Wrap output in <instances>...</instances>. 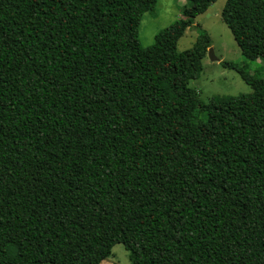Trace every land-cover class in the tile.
<instances>
[{"label": "trees", "instance_id": "16d2710c", "mask_svg": "<svg viewBox=\"0 0 264 264\" xmlns=\"http://www.w3.org/2000/svg\"><path fill=\"white\" fill-rule=\"evenodd\" d=\"M157 0H0V264H264V77L199 100L216 0H183L151 49ZM221 19L264 61V0Z\"/></svg>", "mask_w": 264, "mask_h": 264}, {"label": "rangeland", "instance_id": "374dc122", "mask_svg": "<svg viewBox=\"0 0 264 264\" xmlns=\"http://www.w3.org/2000/svg\"><path fill=\"white\" fill-rule=\"evenodd\" d=\"M226 0H216L206 12L198 16L194 26L188 29L177 42V52L191 48L197 39V26L205 29L211 39L212 56L207 51L201 61L200 75L189 82V87L197 92L203 103H208L217 96H238L251 93V87L239 74L221 62L246 66L251 74L264 77V61L260 58L245 57L236 44L232 34L221 19V12ZM183 0H157L152 11L145 12L138 26L139 41L144 49H151L157 32L169 26L181 15ZM101 264H130L129 253L121 243L111 250V255Z\"/></svg>", "mask_w": 264, "mask_h": 264}, {"label": "water", "instance_id": "95a60500", "mask_svg": "<svg viewBox=\"0 0 264 264\" xmlns=\"http://www.w3.org/2000/svg\"><path fill=\"white\" fill-rule=\"evenodd\" d=\"M208 52H209L210 57H213L212 56V49L211 48H208Z\"/></svg>", "mask_w": 264, "mask_h": 264}]
</instances>
